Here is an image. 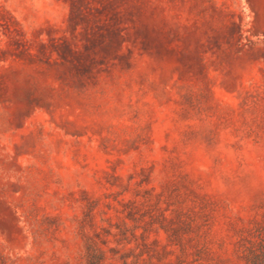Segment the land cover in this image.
I'll return each mask as SVG.
<instances>
[{
	"label": "rangeland",
	"instance_id": "1",
	"mask_svg": "<svg viewBox=\"0 0 264 264\" xmlns=\"http://www.w3.org/2000/svg\"><path fill=\"white\" fill-rule=\"evenodd\" d=\"M0 264H264V0H0Z\"/></svg>",
	"mask_w": 264,
	"mask_h": 264
}]
</instances>
